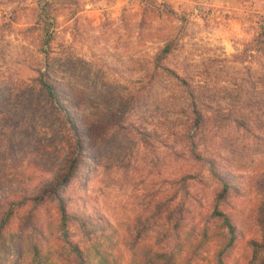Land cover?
Segmentation results:
<instances>
[{"label": "rangeland", "instance_id": "374dc122", "mask_svg": "<svg viewBox=\"0 0 264 264\" xmlns=\"http://www.w3.org/2000/svg\"><path fill=\"white\" fill-rule=\"evenodd\" d=\"M263 33L244 0H0V187L76 153L42 77L81 131L67 194L115 226L121 264H153L145 246L173 254L167 264H207L216 240L206 252L186 236H216L215 207L236 226L225 264H248L264 232ZM170 41L161 66L177 77L153 65ZM206 159L242 183L224 203ZM198 171L182 196L176 179ZM9 230L17 251L3 264H26L20 218Z\"/></svg>", "mask_w": 264, "mask_h": 264}, {"label": "trees", "instance_id": "16d2710c", "mask_svg": "<svg viewBox=\"0 0 264 264\" xmlns=\"http://www.w3.org/2000/svg\"><path fill=\"white\" fill-rule=\"evenodd\" d=\"M50 40L51 36L47 34L44 42L47 44ZM257 43L258 48L264 51V33L258 36ZM173 47V41L163 46L154 59L155 69H164L173 74L161 66V62ZM39 83L53 102L58 103L59 110L68 120L76 153H71L65 160L53 162L50 168L33 164L31 168L41 169L43 172L37 173L31 169L23 178L3 186V189L0 187L2 190L0 192V264L17 251L13 248L14 240L9 230L16 217L20 218L21 224L23 223L26 229L23 235L26 243L23 252L28 256L26 264H51L59 257L64 258L65 264H121L124 256L115 226L102 214L78 206L74 198L67 194L73 175L81 165L79 161L85 158L80 151L81 131L76 120L71 118L69 109L56 97L54 86L42 77ZM195 114L193 123L198 126L202 123L203 117L198 112ZM189 126L191 127V124ZM85 134L87 138H91L92 132L86 129ZM196 157L198 160L201 159L199 154ZM215 162L214 159L203 160L207 165V173L218 185L213 191L214 199L224 203L231 191L237 190L236 184L242 183L234 175L219 168ZM259 178H262L264 184V172ZM193 179L202 181V172L181 173L176 179L178 192H181L182 196H188L187 184ZM1 195L6 196L1 198ZM169 217L178 226L180 220L173 219L172 214ZM210 217L217 222L216 236L211 235L206 226H202L201 229L198 228V234H191L193 240L188 237L190 234L186 239L194 242L191 245L195 244L198 249H206V252L210 250L206 245L216 240V245L211 248V259H208L207 264H225L236 240L234 233L236 226L229 214L216 207L210 213ZM249 244L252 247V254L248 264H264V232L259 240H251ZM153 249L151 246H145V253L153 264H160L159 259H163L162 264L170 263L173 254L167 255Z\"/></svg>", "mask_w": 264, "mask_h": 264}, {"label": "crops", "instance_id": "0c3cea01", "mask_svg": "<svg viewBox=\"0 0 264 264\" xmlns=\"http://www.w3.org/2000/svg\"><path fill=\"white\" fill-rule=\"evenodd\" d=\"M234 0H225L226 3H231ZM256 12L264 13V0H244Z\"/></svg>", "mask_w": 264, "mask_h": 264}]
</instances>
